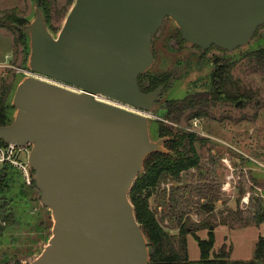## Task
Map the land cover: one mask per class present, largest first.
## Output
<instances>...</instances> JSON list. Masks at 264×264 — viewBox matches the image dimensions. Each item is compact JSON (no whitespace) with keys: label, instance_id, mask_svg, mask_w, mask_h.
<instances>
[{"label":"water","instance_id":"1","mask_svg":"<svg viewBox=\"0 0 264 264\" xmlns=\"http://www.w3.org/2000/svg\"><path fill=\"white\" fill-rule=\"evenodd\" d=\"M167 17L192 45L232 51L264 25V0H74L56 36L39 10L23 28L35 75L16 85L0 140L31 145L28 166L52 217L27 264H149L129 191L146 156L168 152L165 138L150 139L146 117L162 87L138 84Z\"/></svg>","mask_w":264,"mask_h":264},{"label":"rangeland","instance_id":"2","mask_svg":"<svg viewBox=\"0 0 264 264\" xmlns=\"http://www.w3.org/2000/svg\"><path fill=\"white\" fill-rule=\"evenodd\" d=\"M73 2L0 0V92L1 87L6 88L9 122L16 111L12 104L16 85L35 75L29 67V35L23 28L39 10L45 27L56 36ZM258 48H264V25L246 45L232 51L203 52L182 42L177 24L169 17L152 39L154 59L143 72L141 83L146 87L154 80H164L166 86L146 113L149 137L170 138L171 134L160 136L161 125L173 132H193L198 165L185 175L191 183L186 192L174 193L173 180L167 178L160 181L148 204L166 232L175 235L180 226L186 227L187 257L191 260L200 254L193 234L207 238L208 226L213 231V253L221 249V254H227L230 247L229 260L251 258L258 235L264 233V222L257 224L254 216L258 198L264 202V68L248 55ZM226 73L232 81L222 84L218 93L216 80ZM236 89L241 95L237 100L242 98L238 106L232 101ZM187 95L204 96L202 100L208 104L203 109L205 114L196 116L198 124L193 129L192 118L187 117L190 110L178 120L166 115L168 101ZM99 99L122 106L101 96ZM30 148L27 144L9 152L8 143L0 140V215L12 217L1 221L0 264L29 263L51 235V213L40 202L34 172L27 162Z\"/></svg>","mask_w":264,"mask_h":264},{"label":"trees","instance_id":"3","mask_svg":"<svg viewBox=\"0 0 264 264\" xmlns=\"http://www.w3.org/2000/svg\"><path fill=\"white\" fill-rule=\"evenodd\" d=\"M9 15L5 16L8 17ZM248 55L255 61L258 67L264 68V48L255 49ZM231 81L228 73L224 74L220 87L222 84L225 86L231 83ZM222 91H225V89ZM5 93L6 88L1 87L0 126L9 123L6 105L4 103ZM236 93L237 95L234 99L229 95L227 96H229L232 101L236 102L237 98L241 96L238 89H236ZM203 97L198 95H187L183 99L170 100L166 104V115L170 116L173 120H178L185 111L190 110L187 116L188 118L201 116V114H205V112H203L204 107L208 106L206 99L202 100ZM218 98L219 95L215 96V99ZM159 130L160 136L171 134L170 138L165 139L164 142V147L168 152L154 151L148 154L144 160L143 172L137 176L129 191V199L133 205L135 218L142 227L147 238L149 246V264H264V235L258 237L251 258L246 260H229V254L231 252L230 247L227 250V254H221V249L213 253V231L210 229V226H208L207 238L204 239L193 234L199 247L200 254L199 258L191 260L187 257V240L185 233L189 231L186 230V227L180 226L179 233L173 235L166 232L160 226L155 218L154 212L150 209L148 204L150 195L154 192L156 187H158L160 181L167 178L173 180L172 183L174 184H172L171 190L174 193L178 191L186 192L191 186V183L178 185H175V183H180L182 181V172L186 175L189 169L193 167L197 168L198 156L193 145L196 140V136L193 132H173L170 127L164 125H161ZM258 199V208L254 214L257 224L264 222V202L260 198ZM11 218L9 214L0 215V232L4 228L1 223L10 221ZM197 226L199 225L196 224L195 227ZM224 247L223 244L221 248Z\"/></svg>","mask_w":264,"mask_h":264},{"label":"flooded vegetation","instance_id":"4","mask_svg":"<svg viewBox=\"0 0 264 264\" xmlns=\"http://www.w3.org/2000/svg\"><path fill=\"white\" fill-rule=\"evenodd\" d=\"M179 39L182 41V42H187L186 40H184L181 36H180V32H179ZM195 46V45H194ZM197 49H199V50H201V51H203V52H205V51H208V50H212V49H215V50H218V51H220V52H224V51H226V50H222V49H220V48H218V47H216V46H210L209 48H207V49H200L199 47H197V46H195ZM154 57V56H153ZM143 74V73H142ZM142 74H140V76H139V78H138V84H139V87H140V89H141V91H143V92H150V91H153V90H155V89H157V88H159V87H162V89H161V91H160V93H159V96L162 94V92H163V90H164V88H165V86H166V81H164V80H154V81H152L148 86H146V87H143L142 86V83H141V77H142ZM219 75H221L220 74V72L217 74V78H218V76ZM221 82H222V79H218V80H216V83H215V85H216V91L218 92L221 88H220V85H221ZM222 91V90H221ZM220 91V92H221ZM159 98V97H158ZM240 99H242V98H240ZM239 99V100H240ZM239 100H237V101H239ZM157 101V100H156ZM155 101V102H156ZM236 101V102H237ZM235 101L233 102V105L235 106V103H236ZM198 119V118H197ZM164 142H165V140H164ZM163 145H164V143H163ZM15 146V145H14ZM15 147H17V146H15ZM183 173V172H182ZM181 176H182V174H181ZM186 180V179H185ZM186 183H187V180H186ZM186 183H183V179H182V181L180 182V183H175V185L177 184H186ZM189 183V182H188ZM174 184V183H173Z\"/></svg>","mask_w":264,"mask_h":264},{"label":"built area","instance_id":"5","mask_svg":"<svg viewBox=\"0 0 264 264\" xmlns=\"http://www.w3.org/2000/svg\"><path fill=\"white\" fill-rule=\"evenodd\" d=\"M191 125H192V128H190V129H193V127H196L197 126V124H198V119L195 117V118H192L191 119ZM8 145H9V152H11L12 151V149H14V145L13 144H10V143H8ZM258 190L260 191V188H258ZM259 195L261 196V193L259 192Z\"/></svg>","mask_w":264,"mask_h":264},{"label":"crops","instance_id":"6","mask_svg":"<svg viewBox=\"0 0 264 264\" xmlns=\"http://www.w3.org/2000/svg\"><path fill=\"white\" fill-rule=\"evenodd\" d=\"M260 235H264V233L259 234L258 237H259ZM258 237H257V239H258ZM256 241H257V240H256ZM255 244H256V242H255ZM253 251H254V250H253ZM252 256H253V255H252Z\"/></svg>","mask_w":264,"mask_h":264}]
</instances>
